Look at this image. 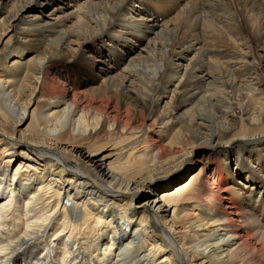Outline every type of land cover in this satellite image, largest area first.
I'll use <instances>...</instances> for the list:
<instances>
[{"label": "bare ground", "instance_id": "1", "mask_svg": "<svg viewBox=\"0 0 264 264\" xmlns=\"http://www.w3.org/2000/svg\"><path fill=\"white\" fill-rule=\"evenodd\" d=\"M16 1L0 264H264V0Z\"/></svg>", "mask_w": 264, "mask_h": 264}, {"label": "rangeland", "instance_id": "2", "mask_svg": "<svg viewBox=\"0 0 264 264\" xmlns=\"http://www.w3.org/2000/svg\"><path fill=\"white\" fill-rule=\"evenodd\" d=\"M13 1L15 2L16 0H7V5H9V4H12L13 3ZM83 0H81L80 1V3L82 2ZM16 2H20V3H22V1L21 0H18V1H16ZM38 3H41V0L38 2ZM38 6L39 5H37V4H31V3H29L27 6H26V9H27V11H31V12H36V11H38ZM12 35H13V37L15 36V34H14V31H12ZM5 41H7L8 42V37H6L5 39H4V41L3 42H5ZM13 41H14V39H13ZM12 41V42H13ZM11 42V43H12ZM10 44V43H9ZM152 69V68H151ZM150 71V70H149ZM53 74H55L54 72H53ZM54 77H56L55 75H54ZM55 81H56V79H55ZM71 87V86H70ZM72 88V87H71ZM71 95H72V93H71ZM103 96V94L101 95V97ZM73 99H74V97H73ZM41 99H36L35 98V100L34 101H32V102H30V103H28V105H30V108H29V114H31V112L33 111L34 113H36L37 112V109H38V107H42V103H43V101H40ZM84 104H87V107H98L96 104H93V103H91L90 101H85V102H83ZM23 104H24V102H23ZM28 121V122H27ZM27 121H25V123H24V125L21 127V131H24V130H27V128H29V120L27 119ZM142 122H139V124H141ZM146 124H147V121L145 122ZM24 134H26V131L24 132V133H22V135H24ZM153 134V136H156V138H157V134L156 133H152ZM152 136V135H151ZM101 138H103V133H102V137ZM105 139V138H104ZM163 139H164V137H163ZM106 140H108V139H106ZM118 140L119 139H117V137H115L114 139H110L109 140V142H110V144H112V145H114V146H105V148H104V150L103 151H106V152H108V151H113V150H117L118 148V146L117 145H115L114 144V141H116V142H118ZM115 152V151H114ZM117 152V151H116ZM115 152V153H116ZM203 150H201V149H196V151H195V153H194V159H195V161L196 162H198V164L196 165V167L190 172V173H188V175L183 179V181L184 180H186L187 179V177L189 176V175H191V174H194V173H196V172H198L199 171V169L202 167V164L205 162L204 160H203ZM183 181H181V182H183ZM213 186V183H212V181H209V183H208V186H207V188L208 189H210L211 187ZM157 195H159V194H157Z\"/></svg>", "mask_w": 264, "mask_h": 264}]
</instances>
